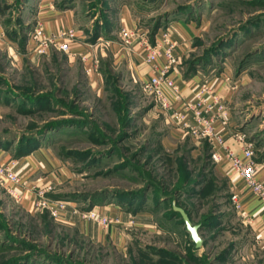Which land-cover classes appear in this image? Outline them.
I'll return each instance as SVG.
<instances>
[{
	"label": "rangeland",
	"instance_id": "rangeland-1",
	"mask_svg": "<svg viewBox=\"0 0 264 264\" xmlns=\"http://www.w3.org/2000/svg\"><path fill=\"white\" fill-rule=\"evenodd\" d=\"M57 1L71 3L78 28L93 45L99 36L119 35L122 27L114 21L124 2L149 30L191 20L198 27L185 71L191 68L202 79L229 77L233 119L257 154L264 152V0ZM36 3L0 0V23L28 37ZM99 72L98 92L62 52L16 69L0 64V152L12 162L44 152L53 166L35 154L44 170L36 171L29 188L46 178L54 185L52 200L87 212L91 204L136 199V207L149 208L152 227L128 232L117 250L91 242L47 210L27 211L0 186V264H264L263 245L237 214L225 180L214 174L209 143L198 145V157L189 152L195 147L190 137L170 146L167 115L143 83L108 58ZM174 201L201 226V248L172 210Z\"/></svg>",
	"mask_w": 264,
	"mask_h": 264
},
{
	"label": "crops",
	"instance_id": "crops-1",
	"mask_svg": "<svg viewBox=\"0 0 264 264\" xmlns=\"http://www.w3.org/2000/svg\"><path fill=\"white\" fill-rule=\"evenodd\" d=\"M117 12L114 21L117 28L123 27L127 30L144 29L148 32L152 31V44L155 45L162 42L161 35L163 30H161L158 25L152 27L151 30L142 26L135 16L136 12L129 7L127 3H121ZM76 16L75 9L72 8L71 3H66V1L64 3H59L57 0H37L32 31L36 24L41 25L46 36L56 35L61 31L74 28L76 30L77 39L69 45V51L68 53H65V58L68 64L80 65L82 67L91 86L98 88V92L103 83L100 74L101 72H99V64L105 58H108L113 66H124L129 73L130 78L133 79V81H138L140 83H144L151 76L155 75V71L153 70L154 65L157 66L158 70L165 65L166 58H164L163 55L158 57L154 64H147L144 60L145 57L139 51L138 47H135L132 51L124 48L119 35L115 38L113 37L114 35H107L105 38L99 36L100 38L96 43L94 45L91 44V42H89L90 39L86 38L82 30L78 28L79 22H77ZM200 25L202 26V21ZM197 27L198 26L195 25V23L193 24L191 20L186 21L185 19L184 21L182 20L173 23L172 27L169 28L172 33L171 41L174 42L175 46L173 49V55L178 60V64L170 70L168 77L179 87V98H181V100L178 97L176 99V97L170 92H168V95L173 103L174 109L179 112L185 113L184 102H196L197 95L204 97L206 103L212 105V109L215 110L212 98L207 92L204 93L201 88L204 84L210 86L211 92L218 95L229 107L227 127L225 126L224 128L217 122L215 124L216 129L225 138V146L232 150L242 160V143L230 137L229 129L239 130L242 133L245 129L242 130V126L233 119L230 110V101L231 96L235 91L233 90L234 88L231 86V83L225 80L226 75H220L214 79L213 77L202 79V76H200L199 73L188 75L187 71L184 69L186 58L191 51L192 40L195 37L194 29ZM18 37L19 36L17 35L11 34V32L0 23V64H3L4 62L7 66L16 69L17 67H21L24 62H36L39 56L32 54L33 43L27 37V40L22 47ZM90 46H92V48H90ZM54 51L58 50L52 49L46 56L51 55ZM165 114L167 115V121L170 125L167 136V142H170V146H177L184 140H188L187 138L190 136L186 130L180 126L178 121L172 119L169 113ZM205 116L208 117L209 113H205ZM191 118L192 115L187 113V119L190 120ZM199 145H201V143ZM194 146L195 147H192L189 152L192 157H198L201 155L202 145L198 147V145L194 143ZM213 149L218 153L220 158L217 162H214L211 159L214 174L225 180L230 195H237L240 206L237 214L244 223L250 225L249 227L256 243L261 244L264 247L263 204L253 195V192L248 189L246 183L242 179L237 178V175L231 171L230 165L225 159V150L221 147H215ZM209 151L211 154L212 145L210 144ZM37 152H41L40 155L47 159L44 152ZM39 153H33L26 156L23 159L16 161L15 164V169L22 175V181L25 184L19 190L21 200L19 201V204L29 212L32 211L33 203L35 202L33 193L29 187H31L36 179V171L44 170L43 164L38 162V160H35V156ZM254 159L257 163L255 176L259 181L264 182V152L257 154V151L254 149ZM11 163L12 158L10 155H5V153L0 152V164L8 166ZM47 164L50 168L53 166L48 159ZM57 176L59 177V175ZM57 176L53 178L55 182L58 181ZM45 179L46 178H43V181H45ZM92 209L99 215H105L109 218H117L121 220L122 224H127L126 226L129 224V226L125 229L123 228V225H111L108 228H103L95 221L82 219L77 213H73L69 208L57 220L75 227L79 234L91 240V242L101 245L111 243L117 250H121L126 244L128 232L140 229L143 231L148 230L152 227V222H154L151 218L152 216L149 208L145 206L139 207L136 210H130L129 208H125V206L123 207L122 204H114L94 206Z\"/></svg>",
	"mask_w": 264,
	"mask_h": 264
},
{
	"label": "built area",
	"instance_id": "built-area-1",
	"mask_svg": "<svg viewBox=\"0 0 264 264\" xmlns=\"http://www.w3.org/2000/svg\"><path fill=\"white\" fill-rule=\"evenodd\" d=\"M171 34L170 29H163L161 35L162 42L153 45L147 30H127L122 27L119 31V37L122 40L121 43L124 48L132 51L135 47H138L145 57L144 60L147 64H154L156 59L161 55L166 58L165 65L161 69L158 70L157 66L154 65L153 70L155 71V75L143 83L144 92L156 98L157 105L161 111L169 113L172 119L178 121L180 126L192 138V141L194 140L195 144L199 145L201 142L209 141L210 145H212L210 157L214 162L219 161L220 158L213 148L221 147L224 149L225 159L229 163L231 171L237 175V178L242 179L246 183L248 189L253 192V195L264 206V182L259 181L255 176L257 163L254 159L253 143L247 142L244 134L239 130L229 129L230 137L242 143L243 158L241 160L232 150L225 146V138L216 129L215 124L217 122L222 127H227V115L229 112L227 104L218 95L211 92L210 86L204 84L201 86L202 91L204 93L207 92L212 98L215 110L212 109V105L206 103L205 98L201 95L196 96V102H184L185 113L174 109L168 92L177 99V97H180V91L179 87L168 77L170 70L178 64V60L173 55L175 46L174 42L171 41ZM28 39L33 43L32 54L42 56L49 54L52 49H57L64 54L68 53L69 45L77 38L74 28L61 31L56 35L46 36L41 25L36 24ZM225 80L229 82L230 79L229 77H225ZM179 99L181 100V98ZM187 113L192 115L190 120L187 119ZM205 113H209V116L206 117ZM15 164V161L8 166L0 164V186L19 202V190L25 184L22 181V175L16 171ZM53 186L51 183L43 182L42 179H39L32 186L31 190L35 201L33 203L34 210H47L52 218L59 219L69 208L82 219L95 221L101 227L121 225V220L99 215L93 209L86 212L80 210L77 206H73L70 201H55L50 199L48 194L53 191ZM230 201L234 208L239 211L240 206L236 194L230 195Z\"/></svg>",
	"mask_w": 264,
	"mask_h": 264
},
{
	"label": "water",
	"instance_id": "water-1",
	"mask_svg": "<svg viewBox=\"0 0 264 264\" xmlns=\"http://www.w3.org/2000/svg\"><path fill=\"white\" fill-rule=\"evenodd\" d=\"M172 210H174L175 213L179 214L180 218L183 221V225L185 226V230L189 234L195 248H201L203 245V240L199 234L201 226L199 224L192 223L187 212L183 208H181V206H178L176 201L172 203Z\"/></svg>",
	"mask_w": 264,
	"mask_h": 264
},
{
	"label": "trees",
	"instance_id": "trees-1",
	"mask_svg": "<svg viewBox=\"0 0 264 264\" xmlns=\"http://www.w3.org/2000/svg\"><path fill=\"white\" fill-rule=\"evenodd\" d=\"M11 34H13V35H17V36H19V33L18 32H13V33H11ZM150 37V36H149ZM20 40V42H21V45H22V47H23V45L25 44V42H26V40H27V37H22V36H19L18 37ZM150 41H152V35H151V37H150ZM91 42V41H90ZM153 42V41H152ZM151 42V43H152ZM186 63V62H185ZM185 65V64H184ZM186 71H187V73H188V75H192V73H194V71L195 70H191V68L189 69V68H187L186 69ZM207 143H209V141H207ZM210 144V143H209ZM27 148L28 147H26V150L23 148V149H21V148H19V151H21L20 153H27L28 151H27ZM30 153H31V151H30ZM209 156H210V152H209ZM211 158V157H210ZM229 199H230V197H229ZM119 204H122V206L124 207L125 206V208H129L130 210H132V207H134V209H138L139 207H136V205H138L137 204V202H136V199H119ZM92 205V207L93 206H95L94 204H91ZM90 205V206H91ZM177 205L178 206H180L179 204H178V202H177ZM133 209V210H134ZM184 210L187 212V210L184 208ZM177 214V213H176ZM188 214V213H187ZM179 215V214H178ZM189 215V214H188ZM180 217V216H179ZM190 217V216H189ZM191 219V218H190ZM182 220V219H181ZM182 223H183V221H182Z\"/></svg>",
	"mask_w": 264,
	"mask_h": 264
}]
</instances>
